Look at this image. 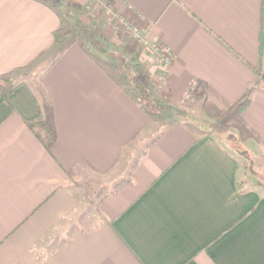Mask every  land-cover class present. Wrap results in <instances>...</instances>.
I'll return each instance as SVG.
<instances>
[{
	"label": "crops",
	"instance_id": "obj_1",
	"mask_svg": "<svg viewBox=\"0 0 264 264\" xmlns=\"http://www.w3.org/2000/svg\"><path fill=\"white\" fill-rule=\"evenodd\" d=\"M96 1L63 0L79 11ZM113 7L168 52L162 88L171 108L203 87L209 115L234 114L232 141L172 120L129 179L99 199L100 223L49 249V236L77 209L80 173H109L153 119L90 51L77 43L58 50L57 9L0 0V75L50 57L38 79L45 97L24 80L7 98L0 93V264H264V0ZM47 107L50 151L27 126ZM242 158L259 166L247 178Z\"/></svg>",
	"mask_w": 264,
	"mask_h": 264
},
{
	"label": "rangeland",
	"instance_id": "obj_2",
	"mask_svg": "<svg viewBox=\"0 0 264 264\" xmlns=\"http://www.w3.org/2000/svg\"><path fill=\"white\" fill-rule=\"evenodd\" d=\"M59 1L61 5L58 3L57 6L47 2L63 16V29L59 30L65 42L58 45V50L72 43L80 46L82 44L84 49L90 51L105 69L110 70L119 80L127 82L126 76L118 74L114 69L116 64L114 61L118 63L121 59L124 60L125 64L130 66L140 78L148 79L156 95L161 99V104L171 108L167 94L162 88L167 67L163 59L164 56L169 59V54L159 41L150 36L147 29L140 27V21L117 12L113 7V0H97L95 8H87L85 11H79L76 6L63 2V0ZM75 21H80L93 31L95 48L82 43V36L79 32L64 34L66 30L71 29L67 24L73 25ZM160 51L163 53L159 54ZM49 62L50 57L45 62H37L21 72L23 73L22 80L38 90L43 97L46 94L40 88L38 79ZM205 94L203 87L195 85L183 96L179 105L173 108L177 113H151L153 122L137 139L125 147L113 170L106 175L91 176L88 171L81 172L76 182L79 184L76 189L79 200L77 209L54 234L49 236L47 247L50 249L60 243L74 230L88 232L100 223L101 218L96 211L99 199L129 179L131 168L139 161L149 143L172 120L189 122L199 126L201 130L214 131L216 136L221 135L230 143L236 122L234 114L226 111L222 114L209 115L205 104ZM240 161L241 172L246 178L249 168H259L258 164L245 162L244 158ZM260 164L264 165V162Z\"/></svg>",
	"mask_w": 264,
	"mask_h": 264
},
{
	"label": "trees",
	"instance_id": "obj_3",
	"mask_svg": "<svg viewBox=\"0 0 264 264\" xmlns=\"http://www.w3.org/2000/svg\"><path fill=\"white\" fill-rule=\"evenodd\" d=\"M42 1L48 2L49 4H53L56 6L58 5V3H60L59 0H42ZM67 26H69L71 29L68 31L64 27V29L68 31V32L65 31L64 34H68L69 32L72 33L79 32L81 33L82 36V43L86 45H90L92 48L96 47L93 40L94 37L93 31L90 30L83 23H81L80 21H75L73 25L67 24ZM62 29L63 26L61 30ZM61 30H58L54 36L55 43L57 45H61L65 42V39H63V36L61 34ZM81 46L83 47L82 44ZM228 49L230 48L228 47ZM109 57L112 58L110 55ZM55 59L52 60V62L55 61ZM114 63H116L114 66L115 71L118 74L125 75L127 78L126 91L131 92L134 95V98L140 102V104L142 105L145 111H147L150 114L158 113V112L177 113V111L174 110L173 108L161 104V99L156 95L154 88L148 82V79L146 77L140 78L138 74L136 72H133L131 67L127 66L124 60L122 59L118 61V63L116 61H114ZM253 70L255 73H257V75L261 76L258 70L256 69ZM22 76L23 73H20L19 71H17L15 74L12 75H0V93L4 98H7L19 84H23ZM190 90L191 89L189 88L187 92H190ZM245 105H246V100L240 106L239 109L240 110L243 109ZM39 107H40V103H39ZM50 112H51L50 108L47 107L46 112L44 113L41 112L40 116L27 122V126L29 127V129L33 132L35 137L39 140V142L43 145V147L47 151H50L51 147L53 146L56 140L55 129L51 119Z\"/></svg>",
	"mask_w": 264,
	"mask_h": 264
},
{
	"label": "built area",
	"instance_id": "obj_4",
	"mask_svg": "<svg viewBox=\"0 0 264 264\" xmlns=\"http://www.w3.org/2000/svg\"><path fill=\"white\" fill-rule=\"evenodd\" d=\"M163 52L162 51H160V53L159 54H162ZM170 59V58H169ZM169 59L168 58H165V56H164V62H165V64L166 65H168V63H169Z\"/></svg>",
	"mask_w": 264,
	"mask_h": 264
}]
</instances>
